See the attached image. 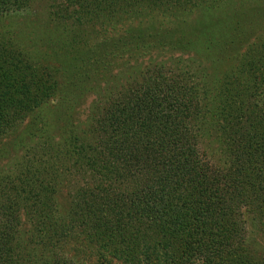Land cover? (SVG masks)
Masks as SVG:
<instances>
[{"label":"trees","instance_id":"trees-1","mask_svg":"<svg viewBox=\"0 0 264 264\" xmlns=\"http://www.w3.org/2000/svg\"><path fill=\"white\" fill-rule=\"evenodd\" d=\"M33 1L0 0V17L29 10ZM54 1L44 15L52 28L68 35L70 49L95 42L77 54L78 71L88 68L87 62L94 58V65L101 61L107 72L110 63L129 58L131 51L147 48L155 38L158 43L197 45L194 28L188 39L170 42L172 30L154 27L153 21L188 15L197 4H203V17L224 6L219 0ZM258 27L254 24L245 31L254 30L251 37L260 44V62L251 67L256 75L248 70L244 76L252 81L254 76L264 78V37H257ZM198 29L203 36L212 31L207 26ZM114 33L118 34L107 36ZM185 34L181 30L174 37ZM11 47L5 40L0 42V136L64 89L84 86L70 73L72 68L50 69L19 51L14 56ZM254 60L252 55L251 62ZM145 73L140 83L130 78L126 87L120 82L115 92L109 91L110 102L90 131L94 144L83 141L76 147L69 143L65 151L69 155H59L39 141L30 150L29 163L48 161L46 170L53 171L67 203L68 213L62 218L52 215L41 198L44 191L41 195L25 191L13 203L10 193H4L7 177L0 176V264H23L16 254L24 242L25 230L16 227L23 210L29 220L42 223L49 246L66 236L100 247L113 242L121 250L118 260L124 264L140 260L147 264H264L261 243L246 239L247 234L255 239L256 234H264V112H247L246 106L236 102L241 96L235 94L234 86L208 102L193 77L181 73L166 78L156 68ZM15 90L17 97L11 92ZM202 99L206 100L203 107ZM213 125L220 134L218 147L205 145L199 151V142L212 140ZM28 134V139L36 137ZM76 156L84 160L81 167L85 170L78 167ZM45 172L39 168L35 174ZM76 181L81 185L75 186ZM20 185L9 187L19 190Z\"/></svg>","mask_w":264,"mask_h":264},{"label":"rangeland","instance_id":"rangeland-1","mask_svg":"<svg viewBox=\"0 0 264 264\" xmlns=\"http://www.w3.org/2000/svg\"><path fill=\"white\" fill-rule=\"evenodd\" d=\"M52 1L34 0L29 10L26 9L17 15L0 17V42L2 40L9 42L12 45L10 49L14 56L15 51H19L21 56L27 54L24 57L33 63L44 64L50 69L59 70L62 69V66L68 69L72 68L70 73L75 76V80L84 84L82 87L77 85L73 91L64 89V92L48 99L46 106L36 107L35 110L19 118V123L14 124L11 129L6 132H4V128L2 129L4 134L0 136V176L7 177L8 186L4 193L8 195L10 193L14 198L13 203L16 202L15 199L22 198L25 191L41 192L40 195L44 191V196L41 198L48 204L55 219L66 215L68 213L67 203L56 184L57 181L53 179V171L47 172L46 170L45 165L48 164V161L29 163L27 158L32 157L30 150L37 148L40 142L44 143L47 149L50 147L51 150L57 151L59 155H69L65 152L69 143L70 145L76 143V145L74 144L76 147H80L83 141L92 143L93 137L90 131L94 125V120L98 119L97 116L110 102L111 94L109 91L115 92V88L117 89L120 82L125 86V82L129 81L130 78L135 80L133 83H140L146 74L145 71L147 72L152 68L162 71L166 78L177 77L181 73H184V77H193L194 83H196L195 87L201 95H205L208 102H211L217 93L221 95L225 93L226 87L230 90L234 86L236 88L234 89L235 94L241 96V101L236 99V102L246 106L247 112H250L251 109L257 113L264 112V102L262 101L264 78L255 77L256 74L251 70L256 61L257 63L260 62L257 59L260 44L258 38L251 37L254 30H251L252 33L250 34L245 33L255 24L256 27L259 26L258 28H260L256 34L257 37H264V0H219V3L224 6L220 9L209 10L206 17L200 16L204 13L203 4H197V6L191 7L188 15L185 12L175 19L169 17L168 22L164 19L153 21L154 27L164 30L169 28L167 30L169 32L172 30L170 42L174 39H188L189 31L194 28L198 32L200 26L211 27L213 32L207 30L206 33L210 34L204 36L196 32L198 42L195 47L188 43H182V45L179 43H158L157 38H155L150 40L151 43L147 45V48L143 46L141 51H131L129 58L121 57L123 61L110 63L111 68L108 72L105 69L106 66L102 68L101 61L94 65L96 60L94 58L87 62L88 68L84 70L80 68L78 71V66L81 64L75 63L77 54L80 55L86 48L95 45V42L93 41L86 48L70 49L72 44L68 45V35L52 28L44 15ZM54 2L59 3L58 0ZM237 24L242 25L241 29L237 27ZM181 30L188 33L185 34L186 37L183 35L174 37L176 32ZM201 32L203 33V30ZM117 34H108L107 36ZM210 35L212 37H208ZM165 36V41H167L168 33ZM63 43L65 44L63 45ZM96 52L97 50L94 51V53ZM252 55H255V60L251 62ZM225 59L227 60L225 61ZM93 65L96 67L93 68ZM126 68L127 76L124 75L125 77H123L122 74L126 73ZM248 70L254 74V81L244 77L247 76L246 71ZM262 74L264 76V70ZM11 92L17 97L16 90ZM31 95L23 98L26 99ZM206 100H201L202 107ZM204 122L205 119L201 125H204ZM36 128H38V134H36ZM213 128L210 131L213 135L212 140L199 142V151H202L205 145H208L209 148L218 147L217 141L220 134L217 132V127L213 125ZM27 130L36 137L28 139L29 132L26 133ZM37 141L39 142L37 143ZM27 144L30 145L28 148ZM46 158L47 155L42 160H46ZM74 159H77L78 167L85 170L81 167L84 160L78 156ZM26 163L29 164L25 165ZM39 168L46 172L35 174ZM53 168L57 169L56 167ZM58 173L62 174L60 170ZM84 178L89 180L87 176ZM36 181L38 184L35 183ZM67 181L69 182L68 178ZM76 182L75 186L81 185L79 181ZM19 183H21L19 190H13L9 187L12 184L19 186ZM70 197H73V194ZM23 211V214L20 213V222L16 226L19 230L22 228L25 230L22 235L25 243H21L20 248L16 250L18 261L23 264H124L123 261L118 260L117 254L121 253V250L115 248L113 242H108L109 244L100 247L99 243L87 245L66 236L65 239H58L53 247L49 246L50 242L41 230L42 223L37 222L36 218L29 220L27 212ZM56 223L59 224V222ZM37 235H39L38 239L36 238ZM248 237L254 239L253 241L260 242L259 245L264 249V234L259 236L256 234V239L251 234H247L246 239ZM137 264H147V262L140 260Z\"/></svg>","mask_w":264,"mask_h":264}]
</instances>
